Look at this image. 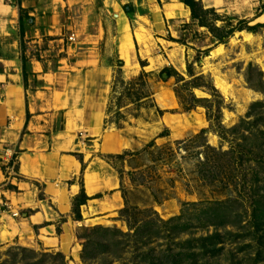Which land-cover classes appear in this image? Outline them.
<instances>
[{
  "label": "rangeland",
  "instance_id": "obj_1",
  "mask_svg": "<svg viewBox=\"0 0 264 264\" xmlns=\"http://www.w3.org/2000/svg\"><path fill=\"white\" fill-rule=\"evenodd\" d=\"M172 1L55 0L56 28L38 38L39 45L21 30L20 19L22 26L31 20L20 11L19 2L4 4L9 12L0 14V81L7 63L23 55L50 61L51 70L62 61L63 71L75 72L72 58L81 42L96 35L97 27L102 36L106 29L105 41L91 44L93 54L105 57L110 69L105 138H92L96 150L102 140L121 148L103 161L117 176L122 207L116 209L100 196L102 213H93L90 205L86 223L64 228L65 253L43 247L33 237L27 243L22 238L20 244L0 247V264L19 262L17 248L38 255L62 254L67 264H133L132 246L122 252L118 233L146 241L152 221L161 229L159 252L172 243L184 249L185 242L197 246L196 240L220 235L219 253L195 264H264V26L254 34L237 32L260 24L256 20L259 15L264 19V0H225L220 7L211 0H194L200 19L192 20L183 4L186 22L180 16L177 22L174 15L168 21V13L177 9L167 8ZM71 36L76 42L68 41ZM127 36L133 39L128 65L120 55ZM169 39L179 43L168 45ZM41 51H46L44 59ZM165 69L171 78L162 75ZM217 77L229 86L230 96L216 88ZM3 86L0 83V108ZM160 98L175 108L164 110ZM13 121L9 117L0 128L1 139ZM75 133V138H89L83 128ZM11 186L4 185L15 191ZM1 199L7 206L0 207L1 212H17L14 197L13 210ZM80 202L73 201L76 219Z\"/></svg>",
  "mask_w": 264,
  "mask_h": 264
},
{
  "label": "crops",
  "instance_id": "obj_2",
  "mask_svg": "<svg viewBox=\"0 0 264 264\" xmlns=\"http://www.w3.org/2000/svg\"><path fill=\"white\" fill-rule=\"evenodd\" d=\"M54 1L20 0V11L31 20L21 30L26 37L35 39L33 43L39 45L41 41L37 39L51 35L56 28ZM211 2L214 7H220L225 0ZM166 6L169 10L172 6L177 7L174 14L168 13V21H173V15L177 22L179 16L184 22L188 21V15L181 10L183 4L180 0H173ZM3 13L7 12L0 11V14ZM256 21L264 25L262 16ZM105 31L102 28V36L101 29L97 27L96 35L81 42L83 46L74 55L76 59L72 58L71 68L75 72L63 71L59 65L62 61H58L56 69L51 70L48 60L28 59V88L25 89L21 58H16L14 62L7 63L1 75L3 80L0 83L4 86L0 128L9 117L14 121L4 132V138H0L3 142L0 144V197L11 205L12 210L14 197L18 202L15 213L20 217L14 220L11 213L0 211L2 219L5 216L13 219V223L6 219L0 221V247L13 242L20 244L22 238L27 243L33 237L35 243L50 250L58 248L65 253L62 248L66 236L64 228L86 223V215H91L90 205L93 206V213H102L103 197L100 196L109 198L110 205H115L116 209L122 207L117 176L108 170L109 166L103 161L104 157L121 152V148L116 143L112 145L102 140L99 150H96L92 138L99 135L105 138L107 123L104 109L108 99L110 69L103 62L105 57L93 54L91 47V44L105 41ZM112 39L110 35V53ZM132 42L127 36L120 45L121 59L127 65L131 62ZM165 43L172 44L169 40ZM42 54V59L47 57L46 51ZM35 83L37 85L33 86ZM159 105L164 110L175 108L174 104L168 106L165 100ZM82 128L89 138L81 140L74 137V133ZM2 166L7 167L6 175ZM6 183L16 190L7 191L4 187ZM82 189L87 200L79 206L80 218L76 219L72 206ZM95 202L97 204H92ZM44 239L50 243L46 244ZM68 248V251L73 248L72 241Z\"/></svg>",
  "mask_w": 264,
  "mask_h": 264
},
{
  "label": "trees",
  "instance_id": "obj_3",
  "mask_svg": "<svg viewBox=\"0 0 264 264\" xmlns=\"http://www.w3.org/2000/svg\"><path fill=\"white\" fill-rule=\"evenodd\" d=\"M20 4V0H18ZM181 3L184 4L187 8L191 11V17L192 20H199L200 16H198L199 13V4L195 2L194 0H181ZM201 8V7H200ZM202 13L206 14L205 11L200 10ZM264 12V8L262 10ZM261 16V15H259ZM21 29H22V19H20ZM264 25L257 24L254 27L251 28H239L237 32H242L243 30H246L248 34L255 33L257 28H261ZM200 27H205L204 22H200ZM235 31H231V34H233ZM230 34V35H231ZM170 42L179 43L178 41H175L173 39H169ZM22 62V76H23V82L25 89L28 88V81H27V63L28 60L26 56L21 57ZM119 66L123 67V62H118ZM166 74L168 78H171L172 75L170 73V70L165 69L162 71V75ZM194 101V100H193ZM5 170V167H2V171ZM16 190L14 187L11 186V189ZM77 199L81 200V202L78 204V207L85 204L87 198L84 195V191L82 189L81 194L77 197ZM78 218H80L78 216ZM153 226V229L151 230V235H148V238L146 241L142 240V238H138V236H131V235H124L121 233H118L119 239L122 240L119 242V246L122 245V250L124 247H128L129 245L132 246V260L131 263L133 264H195L197 261L204 259L206 257H214L219 253V249H217L218 245L222 244V238L220 235H217L216 237H208L196 240L197 246H193L194 242H185L183 243L184 249H180L182 245L179 247L180 244H170V246H167L166 249L161 250L159 252V244L156 243L160 237V231L161 229H155L156 223L150 222ZM160 225H166L161 220L158 221ZM107 231V230H106ZM168 239L171 240L170 237ZM220 240V242L217 244L213 242V240ZM151 243H156V248H152ZM21 258L20 261H15V264H67L65 257L62 254H56V255H38L35 252L23 248H17ZM121 250V251H122ZM158 250V251H157ZM184 250L185 252L181 251ZM195 250V251H194ZM124 252V250L122 251ZM50 260V261H47ZM47 261V262H46ZM7 264V263H3Z\"/></svg>",
  "mask_w": 264,
  "mask_h": 264
},
{
  "label": "bare ground",
  "instance_id": "obj_4",
  "mask_svg": "<svg viewBox=\"0 0 264 264\" xmlns=\"http://www.w3.org/2000/svg\"><path fill=\"white\" fill-rule=\"evenodd\" d=\"M0 4H4V3L0 2ZM8 10L9 9L7 7H5L3 5H0V11L8 12ZM215 85H216V88L221 90L225 95L230 96L231 90H230L229 86L226 84V82L223 79H221L220 77H217L215 79ZM163 101H164V99L160 98V102H163Z\"/></svg>",
  "mask_w": 264,
  "mask_h": 264
},
{
  "label": "built area",
  "instance_id": "obj_5",
  "mask_svg": "<svg viewBox=\"0 0 264 264\" xmlns=\"http://www.w3.org/2000/svg\"><path fill=\"white\" fill-rule=\"evenodd\" d=\"M0 2H2V3H7V4H14V3H16V2H18V0H0ZM68 41L69 42H71V43H74V42H76V38H75V36H71L69 39H68ZM7 207V206H5L4 205V203L2 202V200L0 201V207ZM11 208H9V209H7V211L8 210H10ZM7 211H4V212H7ZM1 213V212H0ZM11 215H12V217H17V216H19V214L18 213H15V212H12L11 211Z\"/></svg>",
  "mask_w": 264,
  "mask_h": 264
}]
</instances>
